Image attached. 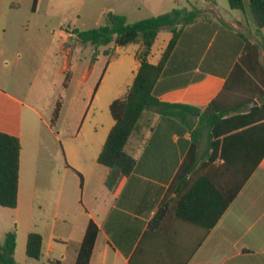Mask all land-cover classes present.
I'll return each mask as SVG.
<instances>
[{
	"label": "crops",
	"instance_id": "0c3cea01",
	"mask_svg": "<svg viewBox=\"0 0 264 264\" xmlns=\"http://www.w3.org/2000/svg\"><path fill=\"white\" fill-rule=\"evenodd\" d=\"M5 1L0 0V11L9 17L18 13L21 5ZM146 1L155 8L154 16L173 9L201 11L199 17L184 27L156 86L158 99L168 106L144 113L125 146V152L136 160L135 168L112 191L106 186L110 171L98 163V157L114 120L111 114L93 116L96 124L86 141L71 153L66 151V173H71L66 175L69 196L64 204L57 202L48 221L47 239L40 233L42 257L37 261L75 264L87 226L93 221L98 235L89 264H264V159L207 234L203 227L177 216L174 199H178L179 193L177 186L172 189L181 165L189 159L196 163L195 175L208 178L215 189H223L225 194L227 189L232 192V172L224 167L221 145L216 152L211 147L213 141L221 143L223 137L219 141L211 137V129L199 122L200 113L172 105L191 106L202 112L214 100L224 110L252 98L241 87L242 70L247 74L249 71L240 58L247 41L258 44L248 0H243L242 10L231 9L228 0ZM40 3L41 0H36L34 5L32 0L33 13L38 12ZM53 8L54 2L49 3L48 12ZM69 14L80 19V8ZM172 38L167 28L158 33L148 57L151 64L160 62ZM139 49L140 44L112 47V57L106 61L93 97L105 91L109 106L127 94L140 66ZM258 62L253 68L264 81L261 48ZM126 63L129 67L124 72ZM72 81L73 77L68 88ZM252 105L260 106L261 102L254 99L248 108ZM245 110L240 114L247 113ZM40 117L33 103L0 87V132L17 136L21 142L18 205L13 209L0 207V235L13 229L18 232L14 257L19 264L17 256L22 258L24 246L26 254L27 236L36 232L33 228L37 226L34 206L24 192L26 171L34 172L36 146V135L26 129V121ZM194 143L196 150L192 157ZM189 178L187 174L186 179ZM164 203L169 207L155 219Z\"/></svg>",
	"mask_w": 264,
	"mask_h": 264
},
{
	"label": "trees",
	"instance_id": "16d2710c",
	"mask_svg": "<svg viewBox=\"0 0 264 264\" xmlns=\"http://www.w3.org/2000/svg\"><path fill=\"white\" fill-rule=\"evenodd\" d=\"M35 3L36 0H34V5ZM228 3L231 9H244L243 0H228ZM249 6L256 27L255 34L258 44L247 41L240 62L249 71L247 74L242 70V92L252 98L239 104H233L224 110L219 109L218 101L214 100L202 112L191 106L172 105L200 113L199 122L201 126L211 129V137L218 141L223 137L221 143L213 141L211 147L216 152L221 145L220 153L224 167L232 172L231 194L228 189L226 194L223 189L218 187L215 189L214 184L208 178H199V175H195L196 163L189 162V159L181 165L174 178L172 189L177 186L179 193L178 199H174L177 216L203 227L205 234L215 226L248 177L264 159V90H262L264 81L259 78L253 68V64L259 65V49L264 50V0H249ZM200 13L198 9L190 11L173 9L169 13L130 23L125 15L108 11L103 14L102 21L97 27L88 30L73 28L68 32L71 37L75 35V39L80 43L90 44L96 49L108 47L111 44L113 47L140 44L137 53L140 66L132 85L124 97L113 100L109 105L114 125L98 157V163L110 171L106 180L109 190L112 191L118 187L135 168L136 160L125 152V146L133 131L137 129L144 113L150 109H161L168 106L158 99L156 86L184 27L199 17ZM164 28L172 32L173 38L160 62L154 65L148 61V57L158 33ZM104 55H111V52L105 50ZM69 81L68 73H66L63 81L64 89L68 88ZM256 81L261 84L262 88ZM254 99L260 101L261 105H252L248 108ZM61 108L62 98L59 97L50 120L52 127L59 118ZM245 109L247 113L240 114L246 111ZM195 150L194 143L190 156H194ZM20 151L21 142L17 136L0 132V207L3 208L13 209L18 205ZM187 174H190L189 179H186ZM228 181L229 178H227ZM213 200H215L214 206L212 205ZM167 207L169 206L164 203L159 208L155 219L161 216ZM97 235L98 227L90 221L75 264H89ZM16 238L15 229L5 235L4 243L0 244V264H19L14 257L17 246ZM42 246V235L38 232H30L27 236L26 255L30 259L39 260L42 257ZM50 264H55V262Z\"/></svg>",
	"mask_w": 264,
	"mask_h": 264
},
{
	"label": "rangeland",
	"instance_id": "374dc122",
	"mask_svg": "<svg viewBox=\"0 0 264 264\" xmlns=\"http://www.w3.org/2000/svg\"><path fill=\"white\" fill-rule=\"evenodd\" d=\"M10 2L21 7L10 17L0 11V87L33 103L41 115L26 121V129L36 135V146L34 172L26 171L24 192L34 206L33 219L37 226L33 231L47 239L48 221L57 202L64 204L69 196L67 176L71 173H66V151L71 153L86 141L96 124L94 115L110 116L107 94L101 91L93 97V89L106 61L112 57L113 45L96 49L80 43L68 32L73 28L97 27L103 13L108 11L127 16L130 23L153 17L157 12L146 0H41L37 13L31 10L32 0L4 3ZM53 2L54 8L48 12V4ZM76 7L80 8V19L69 14ZM105 50L111 55L105 56ZM125 66L124 72L129 67L127 63ZM87 72L89 76L84 80ZM4 73L7 77L1 80ZM66 73L69 84L72 77L73 81L64 89ZM59 97L62 108L52 127L50 120ZM79 190L77 185V194ZM4 241L5 234H1L0 244ZM46 250L43 249L44 255ZM17 258L21 264H41L44 260L29 259L25 246L22 258L19 254Z\"/></svg>",
	"mask_w": 264,
	"mask_h": 264
}]
</instances>
